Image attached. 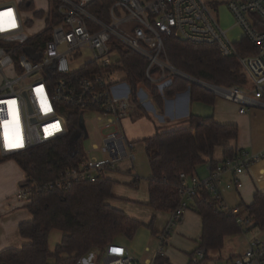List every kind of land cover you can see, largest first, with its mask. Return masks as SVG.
Returning a JSON list of instances; mask_svg holds the SVG:
<instances>
[{"label": "built area", "instance_id": "built-area-1", "mask_svg": "<svg viewBox=\"0 0 264 264\" xmlns=\"http://www.w3.org/2000/svg\"><path fill=\"white\" fill-rule=\"evenodd\" d=\"M44 1L45 7L33 13L40 12L39 18L27 16L16 4L0 5V159H15L65 137L70 124L68 110L97 115V122L108 131L103 139L107 159L86 155L76 167L59 172L51 181L27 175L15 193L14 199L19 203L29 205L46 191H68L78 184L96 183L123 162L134 161L136 143L126 137L122 126L132 107L130 87L126 82L128 89L122 95L113 89L120 84L113 74L122 72V50L148 61L146 76L162 91L174 77L190 82L165 56L169 37L215 46L223 57L238 59L253 87L244 90L204 81L198 86L240 105V114L249 107L264 108L260 101L264 98V31L257 27L259 21L264 22V0H226L221 4L212 1L233 15L242 39L258 50L254 57L239 54L236 43L218 21L216 8H211V2L206 0ZM27 49L33 54H28ZM85 54L88 59L72 68ZM262 156L237 151L217 165L210 164L205 179L181 174V201L161 234L160 253L172 229L202 191L218 201L222 212L235 217L245 235L251 233L255 223L239 208L225 205L221 186L224 174L231 173L234 180L226 187L241 189L240 177ZM206 257V250L200 246L192 264H211ZM76 264H86L85 258ZM105 264L134 262L125 247L110 244L105 250ZM231 264H264V241L254 239Z\"/></svg>", "mask_w": 264, "mask_h": 264}, {"label": "trees", "instance_id": "trees-1", "mask_svg": "<svg viewBox=\"0 0 264 264\" xmlns=\"http://www.w3.org/2000/svg\"><path fill=\"white\" fill-rule=\"evenodd\" d=\"M257 27L264 31V22L259 21ZM236 48L242 56L258 55V50L246 40L236 44ZM165 56L175 68L200 81L221 87L247 89L251 86L238 59L223 57L215 46L194 45L172 36L165 42ZM147 67L145 58L122 50L119 68L130 87L132 102H138L141 88L149 92L161 110L166 100L186 92L190 93L192 101L212 103L215 98L209 91L180 77H174L172 84L161 91L147 78ZM82 114L68 110L70 124L65 137L19 156L20 166L28 176L51 181L59 172L76 167L86 157L81 149L85 138L80 127ZM237 138L236 126L220 125L213 117L191 116L187 127L158 131L145 139L151 168L150 206L161 212L175 210L181 201L179 176H195L197 168L208 160L211 165H217L213 155L218 147L223 148L225 158L233 156L237 151L231 144ZM113 187L112 181L102 178L96 183L75 185L68 191H46L35 197L28 206L33 220L19 226L20 235L31 244L21 250L3 252L0 264H76L93 250H105L115 244L121 236L133 238L142 225L107 204L113 197ZM192 206L203 220L200 246L206 250V260H209V253L221 251L226 239L240 234L241 227L235 217L221 211L218 201L208 192H200ZM246 212L255 223L254 228L264 230V193L255 195ZM55 230L63 232L64 236L51 252L49 238Z\"/></svg>", "mask_w": 264, "mask_h": 264}, {"label": "crops", "instance_id": "crops-1", "mask_svg": "<svg viewBox=\"0 0 264 264\" xmlns=\"http://www.w3.org/2000/svg\"><path fill=\"white\" fill-rule=\"evenodd\" d=\"M33 3L34 0H17L16 2L0 0V5L16 4L26 12L27 16L34 15L35 18H39L41 17L40 12L33 13L35 10L38 11L45 7V1L37 0L35 8ZM234 27L239 33L237 37H233L226 30L230 38L238 44L243 40L242 33L237 25ZM249 82L251 86L244 90L253 87L250 80ZM113 89L115 94L122 95L128 88L125 84H119ZM260 101L264 102V98ZM196 104L209 105L210 109ZM240 108V105L216 96L212 103L192 101L190 93L186 92L172 100H166L164 109L161 110L156 106L149 92L145 88L140 89L138 102H132V107L122 120L126 137L136 143L135 159L134 161L123 162L116 171L104 175V178L114 183L113 197L107 201V204L122 211L128 218L138 221L142 225L133 238L121 236L115 243L128 250L134 264H192L195 252L201 245L203 220L193 208V203H190V208L172 229L160 253V237L170 223L172 211H156L149 204L151 168L143 142L145 139L155 136L158 131L163 133L185 128L191 116L213 117L220 125L236 126L238 138L232 142L231 147L236 151L257 153L263 156L240 177L243 184L241 189H228L226 186L233 182L234 177L231 173L224 174L221 198L228 208H239L242 215L248 216L246 207L253 203L257 193H264V108L249 107L245 114H240ZM139 142H142V145L139 146ZM143 158L149 166L144 171ZM224 158L223 148H216L213 160L220 163ZM2 163L12 165L13 176L8 180L11 189L7 194L0 196V255L7 250H21L24 246L31 244L30 240L20 235L19 226L21 223L33 220V216L27 208L30 204L19 203L14 199L16 190L26 179L27 173L13 160H3L0 164ZM209 165V160L200 165L195 176L198 179L207 178ZM6 196L12 197V203L15 204L12 209L10 208L11 205L5 204ZM22 212L25 213L22 214ZM63 236L64 234H62V238ZM254 239L264 241V230L254 228L251 233L245 235L241 228L240 234L226 239L225 246L221 251L209 253L207 262L231 264L235 258L248 249L249 244ZM49 248L51 252L55 251L51 250L50 238ZM105 250H93L84 257L86 264H105Z\"/></svg>", "mask_w": 264, "mask_h": 264}, {"label": "rangeland", "instance_id": "rangeland-1", "mask_svg": "<svg viewBox=\"0 0 264 264\" xmlns=\"http://www.w3.org/2000/svg\"><path fill=\"white\" fill-rule=\"evenodd\" d=\"M7 1H17V0H7ZM207 2H211V8H216V17L218 18V21L220 22L221 26L224 29H227L233 37L239 36L238 30L234 27L236 24V20L233 17V15L227 10L225 6H222L219 4H214L213 2L220 1L221 2H226V0H206ZM219 3V2H218ZM33 7L35 8L37 5V0H34ZM39 4V3H38ZM219 6V7H218ZM218 7V8H217ZM88 59V55L85 54V57L79 59L80 62H77L75 65H73L72 68L76 69L77 67H80L84 61ZM242 71V70H241ZM243 73V72H242ZM113 79L117 80L118 83L120 84H126V77L125 74L122 72L113 74ZM189 82V81H188ZM191 83V82H190ZM193 84V83H192ZM195 85V84H194ZM235 87V86H232ZM199 105L203 108L210 109L209 105H203V104H196ZM209 106V107H208ZM83 118L85 121V125L87 128L88 132V138H84L81 143V149L84 152L85 155H87L90 158H97V159H107V154L103 152V139L107 134V130L104 129L103 123L97 122V115L94 113H84ZM139 146L142 145V142H139ZM97 148V149H95ZM13 160L17 164H21V159L20 157H17L15 159H10ZM3 160L0 159V162ZM0 196L5 195L9 192L10 185H9V178L13 176L12 172V165H8V163H2L0 164ZM143 171L145 168L148 169V164L146 160L143 158ZM142 171V174L144 172ZM2 197V196H1ZM12 197L11 196H6L5 197V204L8 203V205H11L10 208L12 209L14 207V203H12ZM7 200V201H6ZM9 200V201H8ZM28 208V207H27ZM25 212H22L24 214ZM63 232L60 231H54L50 235V247L51 250H55L56 246L61 243V238H62ZM89 257V256H88Z\"/></svg>", "mask_w": 264, "mask_h": 264}, {"label": "water", "instance_id": "water-1", "mask_svg": "<svg viewBox=\"0 0 264 264\" xmlns=\"http://www.w3.org/2000/svg\"><path fill=\"white\" fill-rule=\"evenodd\" d=\"M26 52L28 54H33V51H31L30 49H27ZM179 72L181 74L185 75L188 79H190V82L194 83L195 85H200V86L202 85L201 84L202 82L200 80H198V79H196L194 77H191V76L183 73L182 71H179ZM80 127H81V129L83 130V132L85 134V139L88 138V132H87V128H86V125H85V121H84L83 115L80 118Z\"/></svg>", "mask_w": 264, "mask_h": 264}, {"label": "snow or ice", "instance_id": "snow-or-ice-1", "mask_svg": "<svg viewBox=\"0 0 264 264\" xmlns=\"http://www.w3.org/2000/svg\"><path fill=\"white\" fill-rule=\"evenodd\" d=\"M7 15H9V17L11 16V14H10V13H8ZM12 26H14V24H13Z\"/></svg>", "mask_w": 264, "mask_h": 264}]
</instances>
